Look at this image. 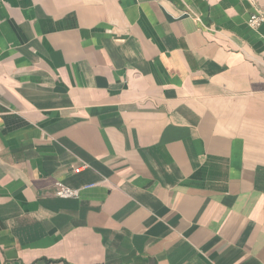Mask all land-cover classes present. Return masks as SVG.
I'll use <instances>...</instances> for the list:
<instances>
[{
    "label": "crops",
    "instance_id": "0c3cea01",
    "mask_svg": "<svg viewBox=\"0 0 264 264\" xmlns=\"http://www.w3.org/2000/svg\"><path fill=\"white\" fill-rule=\"evenodd\" d=\"M256 11L0 0V264H264Z\"/></svg>",
    "mask_w": 264,
    "mask_h": 264
},
{
    "label": "built area",
    "instance_id": "2783aa9c",
    "mask_svg": "<svg viewBox=\"0 0 264 264\" xmlns=\"http://www.w3.org/2000/svg\"><path fill=\"white\" fill-rule=\"evenodd\" d=\"M264 23V12L256 11L252 13L247 20V26L250 30H258L259 27ZM76 173L79 170H75ZM54 196L60 199H77L79 197V190L70 189L60 182H57L54 186Z\"/></svg>",
    "mask_w": 264,
    "mask_h": 264
}]
</instances>
